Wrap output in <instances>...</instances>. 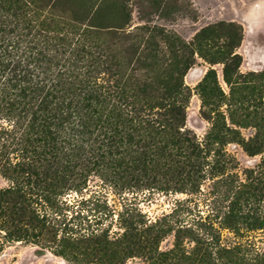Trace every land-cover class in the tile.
<instances>
[{
    "label": "trees",
    "instance_id": "trees-1",
    "mask_svg": "<svg viewBox=\"0 0 264 264\" xmlns=\"http://www.w3.org/2000/svg\"><path fill=\"white\" fill-rule=\"evenodd\" d=\"M29 11L23 0H0V175L11 183L0 191L5 242L53 245L61 257L74 251L75 242L86 238L58 237L55 220L43 211L56 210L65 195L84 190L93 176L118 194L132 196L143 191L193 193L203 181L216 179L214 186L229 201L220 228L236 238L242 230H264V213L255 210L264 198V131L243 147L249 156L262 155L257 170L249 172L247 183L235 185L233 175L225 174L228 162L221 152L236 131L221 121L200 144L185 124L190 89L183 77L193 65L191 55L220 54L223 78L230 84L241 64L233 50L241 41L240 28L218 23L186 44L153 27L124 34L127 23L108 26L107 13L97 10L75 39L47 32ZM110 28L122 33L125 46L116 56L128 54L126 66L87 44L89 32L101 35ZM157 31L161 44L181 59L161 83L148 77L155 70ZM220 38H225L224 49L216 51ZM208 79L212 89H219L213 70L198 88ZM134 211L126 209L120 219L124 232L117 244L126 259L141 258V264H264V248L225 246L218 230L201 218L194 222L196 228L177 225L174 210L148 224ZM171 234L173 248L159 251Z\"/></svg>",
    "mask_w": 264,
    "mask_h": 264
},
{
    "label": "rangeland",
    "instance_id": "rangeland-1",
    "mask_svg": "<svg viewBox=\"0 0 264 264\" xmlns=\"http://www.w3.org/2000/svg\"><path fill=\"white\" fill-rule=\"evenodd\" d=\"M23 1L28 3L30 18L37 25L41 24L44 30L56 36L67 35L75 39L78 36L76 33L85 28L84 24L97 10L107 13L108 26L120 27L122 23H127L121 30L124 34H135L136 29L153 27L186 44L192 43L202 29L218 23L240 28L241 41L233 50L240 57L241 64L231 76L230 84L224 81L225 61L220 54L215 57L197 53L191 55L193 65L183 77V83L190 89L185 124L200 144L213 124H220L221 121L227 128L236 131L234 136H229L234 141L224 146L221 152L228 162L225 174L233 175L235 185L247 183L249 172L257 170L262 155L249 156L243 147L257 132L264 131V0ZM110 31H115L116 35H110ZM118 31L110 28L102 31L101 35L89 32L91 34L86 40L97 53L115 56V60L126 66L128 54L125 59L116 56L125 46L122 33ZM155 36L159 38V49L153 61L155 70L148 77L161 83L181 59L180 54L161 44L158 31ZM223 41L225 38L219 39L216 51L224 49H220ZM211 58L216 63L210 62ZM209 70L214 71L219 89H212L209 79L204 88H198ZM218 115L222 117L218 118ZM215 180L203 181L198 191L193 193L143 191L132 196L118 194L102 185L97 177H90L84 190L65 195L56 210H42L48 219L55 220L58 237L69 235L86 240L75 242L74 251L68 249L66 257H61L54 252L53 245L50 249L25 241L5 242L4 234L0 232V264H141V258L126 259L121 244H117L124 232L120 219L123 213L126 216V209L136 210L134 212L143 216L148 224L176 210L172 221L177 225L196 228L194 222L201 218L218 230L223 245L240 243L248 250H262L264 230H242L236 238L231 231L220 228L221 213L227 210L229 201L220 195L214 186ZM10 185L0 175V191ZM255 210L264 213V198ZM173 243V234L166 236L159 245V251L171 250ZM183 244L189 249L187 240Z\"/></svg>",
    "mask_w": 264,
    "mask_h": 264
}]
</instances>
